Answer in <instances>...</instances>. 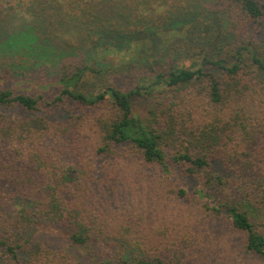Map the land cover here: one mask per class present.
<instances>
[{
    "label": "trees",
    "instance_id": "obj_1",
    "mask_svg": "<svg viewBox=\"0 0 264 264\" xmlns=\"http://www.w3.org/2000/svg\"><path fill=\"white\" fill-rule=\"evenodd\" d=\"M55 1L0 41L29 85L0 87V264H264V50L210 47L190 1ZM215 3L264 34V0ZM115 44L150 61L106 66Z\"/></svg>",
    "mask_w": 264,
    "mask_h": 264
},
{
    "label": "rangeland",
    "instance_id": "obj_2",
    "mask_svg": "<svg viewBox=\"0 0 264 264\" xmlns=\"http://www.w3.org/2000/svg\"><path fill=\"white\" fill-rule=\"evenodd\" d=\"M43 0H0V4L2 5V7L6 8L7 7V12L8 14L12 15V18L10 19V23L11 25L5 23L0 25V27L2 26V28L0 29V41H4L5 37L7 35V30L9 28H13L15 30H19V27H23L26 25H31V23L33 25H36L37 22L40 21V19L35 20L34 22V13L36 10H40V3ZM47 1V0H45ZM55 1V0H54ZM83 1H88V0H83ZM150 3H153V0H147ZM158 1V0H157ZM190 1V2H189ZM50 4H52V2L48 1ZM73 2H75V0H58V4L61 6L62 11L66 12L67 10H70V3L73 4ZM181 3V2H189V7H187V11L190 14H193L194 17L197 16H204L205 18H207V21L209 19H211L212 21L209 23H212V27L213 29H215V34L216 33H221L223 36V40L221 42H213L211 44L210 47H214L217 46V48L215 50H219V49H225L227 51H230L231 49H237V47H245L246 49H260V50H264V34L259 31L258 32V28L257 26L254 24H251L250 22H248L245 18H243L242 15H240L239 11L235 9V12L229 13L227 11V9L223 6V5H219L217 3H215V0H169L167 2V5H171L173 3ZM56 3V1H55ZM155 4H159V2H155ZM27 7H32L34 8L32 12L30 13H26L25 12V8ZM155 9H158L155 6H152ZM164 9V8H163ZM166 9V8H165ZM51 10V9H50ZM158 11H160V9H158ZM55 13L56 10H52L46 13L47 16L50 17L49 13ZM151 12V11H150ZM140 13L142 14H147V12L145 11H140ZM157 13V12H156ZM160 12H158V14H156L157 16H160L159 14ZM188 15H186L187 17ZM192 16V15H191ZM190 16V17H191ZM43 20V19H42ZM43 23V22H42ZM41 23V32H46L45 26H43V24ZM178 28H180L179 26L174 27L172 30L169 31V34H163L164 37L167 38V40L165 41V46L161 47L162 49L167 48V46H174L176 44L179 45V38H175L176 35L181 34V30H178ZM36 29V28H34ZM12 30V29H10ZM9 30V31H10ZM150 33V32H149ZM149 33H144V35L149 34ZM185 35H183V37L186 38V46H188V33L186 34L185 30L184 33ZM56 37L65 39L66 37L68 38L70 35V33H63V32H57V34L55 35ZM150 39V38H149ZM155 38H152L150 40L149 43H153ZM118 44V43H117ZM197 44V43H196ZM34 45V44H33ZM115 47H117L118 49L113 50L114 53L112 55H109L106 58V64L103 62L104 65L109 66V65H117V66H123V63H129L130 60V56H132V58L134 60H137L136 62H145V61H150L147 60L149 58H147L148 54H151L152 52H148L150 49L144 50V51H139L137 52V57L135 56L136 52H132L133 49L131 51H127L126 49L129 48H125V46L123 45H113ZM172 46V47H173ZM199 46V45H198ZM171 47V48H172ZM176 47V46H175ZM174 47V48H175ZM0 76H7L8 74H4L5 72V68H7V66L11 65L12 60L15 58V56H18L19 54L17 52L14 51H10V50H4L6 48H2L0 47ZM30 49H39V47H37V42H35V47L30 48ZM7 51V54H5ZM23 53V62H26L27 60L32 59L33 57L32 54H30V52L28 50L25 49V51L22 52ZM37 53V52H36ZM36 54L33 53V56H35ZM146 56V57H143ZM149 56V55H148ZM88 60V59H87ZM28 64V63H27ZM27 64L24 63V70L26 71L27 69ZM47 68L52 67V65L50 64H46ZM25 73V72H24ZM26 77L28 76L27 72L24 74ZM6 79V78H5ZM5 79H0V87L1 85L4 86L5 88H11L17 92H23L26 93L29 88V85L27 82H25L24 79H12L9 78L5 81ZM125 81L127 82V87H133L135 85V83H133V81H127V78L125 79ZM47 89H34L31 91V93L33 95H44L46 100H49L54 94H57L59 91L57 88L53 89V92L51 94H49V92H46ZM29 93V92H28ZM75 107L72 104H68V105H63L62 106V110L63 112L66 113L67 115V111L71 112L73 111L72 109H74ZM145 108L144 104H137V109H138V113L139 115L143 118V109ZM76 110V109H74ZM77 111V110H76ZM14 114V113H11ZM57 240V239H54ZM59 247H64L63 245H60ZM240 264H245V261H242Z\"/></svg>",
    "mask_w": 264,
    "mask_h": 264
}]
</instances>
